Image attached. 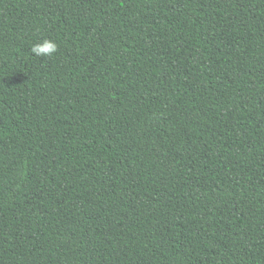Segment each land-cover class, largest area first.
I'll list each match as a JSON object with an SVG mask.
<instances>
[{
  "label": "trees",
  "instance_id": "trees-1",
  "mask_svg": "<svg viewBox=\"0 0 264 264\" xmlns=\"http://www.w3.org/2000/svg\"><path fill=\"white\" fill-rule=\"evenodd\" d=\"M0 264H264V0H0Z\"/></svg>",
  "mask_w": 264,
  "mask_h": 264
},
{
  "label": "clouds",
  "instance_id": "clouds-1",
  "mask_svg": "<svg viewBox=\"0 0 264 264\" xmlns=\"http://www.w3.org/2000/svg\"><path fill=\"white\" fill-rule=\"evenodd\" d=\"M59 49L58 43L51 38H42L31 46V53L36 57H52Z\"/></svg>",
  "mask_w": 264,
  "mask_h": 264
}]
</instances>
